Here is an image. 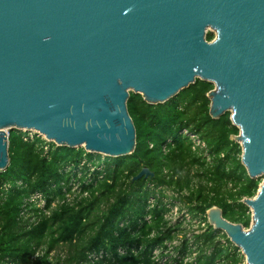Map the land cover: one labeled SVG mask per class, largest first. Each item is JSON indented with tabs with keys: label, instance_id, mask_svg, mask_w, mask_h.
<instances>
[{
	"label": "water",
	"instance_id": "water-1",
	"mask_svg": "<svg viewBox=\"0 0 264 264\" xmlns=\"http://www.w3.org/2000/svg\"><path fill=\"white\" fill-rule=\"evenodd\" d=\"M215 33L212 40L208 32ZM200 78L210 113L231 112L250 177L264 175V0H0V170L7 129L118 157L133 153L131 92L163 103ZM144 167L136 176H153ZM243 202L249 228L209 222L264 264V180Z\"/></svg>",
	"mask_w": 264,
	"mask_h": 264
},
{
	"label": "trees",
	"instance_id": "trees-1",
	"mask_svg": "<svg viewBox=\"0 0 264 264\" xmlns=\"http://www.w3.org/2000/svg\"><path fill=\"white\" fill-rule=\"evenodd\" d=\"M214 37L208 32L209 40ZM214 87L198 78L156 104L131 92L128 108L137 144L133 153L118 157L98 158L84 147L57 145L39 135L26 140L25 132L11 130L10 165L0 171V264H89L90 254L102 249L110 256L100 264H152L153 250L166 247L180 232L176 249L182 256L191 255L190 243H195L196 256L188 261L171 257L172 264H247L241 248L207 221L208 209L218 206L226 219L249 228L252 211L243 199L254 197L262 182L250 177L242 162V146L232 138L240 129L231 112L212 117L208 93ZM189 133L205 145L195 147ZM95 157L105 165L104 177L83 186L90 191L88 197L60 202L50 215L39 207L27 209L33 215L21 214L33 192L45 195L48 208L57 197L66 199V166ZM144 167L154 175L135 179ZM6 181L11 187L5 192L1 186ZM167 188L177 192L172 205L186 206L189 218L208 223L204 230L189 234L181 220H168L170 207L163 199ZM152 196L154 205L149 204ZM126 246L136 247L137 254L119 253ZM59 248L67 253L53 256Z\"/></svg>",
	"mask_w": 264,
	"mask_h": 264
},
{
	"label": "built area",
	"instance_id": "built-area-1",
	"mask_svg": "<svg viewBox=\"0 0 264 264\" xmlns=\"http://www.w3.org/2000/svg\"><path fill=\"white\" fill-rule=\"evenodd\" d=\"M11 130L12 129L6 130L8 136H10ZM22 131L26 133V135L24 137L26 140L29 138L33 139L35 137V135H39V136H42L43 138H45L43 135H41L36 130H22ZM188 135L191 137V139L195 143V147H197V145H202V146L205 145V143L200 141V139L198 138V136L196 134L189 133ZM46 140L50 141L48 139H46ZM45 148L48 149V144L45 145ZM104 157H105V155L102 156V158H104ZM99 161L100 160L96 157L91 159V160L84 158L79 163H71L70 165L66 166V168H65L66 172L69 173V177H70L68 183L62 182V185L64 186L63 190L65 191V194H66V199L60 200V198L57 197L56 199H54L52 201L51 207L48 208L47 207V199H46L45 195L41 191H36V192L31 193L29 196H27L25 198V201L23 202V205L21 207V209H22L21 214H24L26 212L25 215H29L30 211L27 209L39 207L41 210H45L46 214L50 215L51 211L55 207H57V205L60 202H64L65 200H67L69 202H73L74 199H80V198H82V196L88 197L90 191H88V189L84 190L83 186L89 185L92 183H97L99 179H102L104 177L105 165L100 163ZM0 171H2V170H0ZM95 178H96V180H95ZM10 187H11V185L7 181L4 182L1 186L2 190L5 192L8 191L10 189ZM175 213H178L177 207H176ZM40 214H42V213H40ZM31 215H33V214H31ZM148 219H150V217H148ZM201 221L202 220H200V222ZM202 223H203V226L206 225V222L203 221ZM205 227H203V228L201 227V230H204ZM201 230H198V231L195 230V232H199ZM180 244H181V240L175 239L172 241H167L166 247H163L161 245L156 247L150 256V258L152 260V264H172V258L171 257L181 258V259H184V261L194 259L196 256V248H197L196 244L190 243L192 246L191 249H193L194 252L191 255H187V256H182L180 254V252L176 249V247H178ZM118 251L121 254H128V253L137 254V248L134 246H132V247H127V246L126 247H120ZM164 253H165V255H164ZM106 256H110V253L103 250V249L99 250V251H95V252L90 254L89 264H100L99 261H101Z\"/></svg>",
	"mask_w": 264,
	"mask_h": 264
},
{
	"label": "rangeland",
	"instance_id": "rangeland-1",
	"mask_svg": "<svg viewBox=\"0 0 264 264\" xmlns=\"http://www.w3.org/2000/svg\"><path fill=\"white\" fill-rule=\"evenodd\" d=\"M97 156L99 158L102 155L101 154H98ZM259 177L261 178L262 181L264 180V175H261ZM176 194H177V192L174 191L172 188L171 189L170 188H167L166 191H165V195L163 197L164 201L167 202L169 204V207H170V211L166 213V217L168 218V220L170 219V221H171L172 224L176 223L177 220H181L182 223H183V226L186 227L187 230L189 231V234H191L192 231L193 232L195 230L198 231V230H201V227L203 228V227L207 226L208 223H209V220H207L208 223L206 222V225L203 226V223H202L203 221L200 222V219L199 218H197V217L195 219L189 218L190 216H188V214H187V211H186V208L187 207L186 206L184 208V207H181L180 204L172 205V202L175 200L174 197H175ZM158 195H160V193H158ZM155 202H156V197L155 196H152L150 198V200H149V204L150 205H154ZM176 207L178 208V213H175ZM195 233H197V232H195ZM182 234H183V232H180L179 235H178V237L174 238L173 240H175V239L181 240L182 239ZM169 241H172V240H169ZM59 252H60V254L61 253H65L66 254L67 253V250L65 251L64 249L62 250V248H59V250H56L55 252H53L52 255L53 256H56V254H58Z\"/></svg>",
	"mask_w": 264,
	"mask_h": 264
}]
</instances>
